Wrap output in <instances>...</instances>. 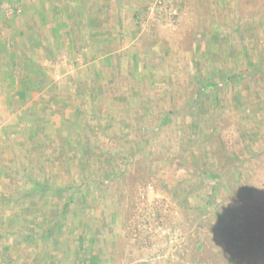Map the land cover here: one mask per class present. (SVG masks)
Instances as JSON below:
<instances>
[{
	"label": "rangeland",
	"instance_id": "rangeland-1",
	"mask_svg": "<svg viewBox=\"0 0 264 264\" xmlns=\"http://www.w3.org/2000/svg\"><path fill=\"white\" fill-rule=\"evenodd\" d=\"M0 45V264H264V0H0Z\"/></svg>",
	"mask_w": 264,
	"mask_h": 264
},
{
	"label": "crops",
	"instance_id": "crops-1",
	"mask_svg": "<svg viewBox=\"0 0 264 264\" xmlns=\"http://www.w3.org/2000/svg\"><path fill=\"white\" fill-rule=\"evenodd\" d=\"M68 1H70V0H68ZM63 2V1H62ZM70 4H71V2H70ZM57 7V4H55L54 5V8L55 9H57L56 8ZM69 7H70V5H69ZM42 10V9H41ZM47 12H46V10L44 11V13H43V15L44 16H48V14H46ZM75 13L74 12H70V14H68V15H70L72 18L74 17L73 15H74ZM39 15H41L40 13H39ZM69 16V18H71ZM49 17V16H48ZM50 18H52V20L53 21H55V22H57V21H59V22H61V20L60 19H55L54 18V15L53 16H50ZM37 20H39V21H44V19L43 18H41V16H39V18H37ZM57 20V21H56ZM66 22H67V20H66ZM68 29V28H67ZM12 59H14V61L12 60ZM11 60H9L10 62H9V66H10V70H8V73H7V77H8V75H9V85L11 86V83L13 84V79H12V77H13V71H12V68H11V65H12V63L13 62H17V59L16 58H12ZM19 64H22V63H19ZM22 66H23V68H24V64H22ZM37 72H39V71H37ZM43 74H38V77L37 78H35V81H39V79L41 78L40 76H42ZM44 77H46V74L44 73V75L42 76V79L44 78ZM50 81H44L43 80V82H42V87H38L39 89H40V91H39V93L37 92H35V93H33L34 95L33 96H40L41 94L43 95L44 94V92H50L51 90L52 91H54V89H56L57 87L59 88V86L58 85H60V83L57 85L56 84V82H55V84H54V82H51V83H49ZM15 83H16V81H15ZM56 85H57V87H56ZM16 87V88H15ZM15 87H14V89H12V91H10V92H8L7 90V88H5V95H6V97H8V99L6 100V102L8 101L9 103H14V101L16 102H18V103H22V102H26V99L25 98H27V96H28V94H29V92L28 91H30V90H28V88L25 86V84L23 83V80H20V82L18 83V84H16L15 85ZM56 87V88H55ZM80 87V86H79ZM12 88V87H11ZM71 88V92L72 93H75V94H77V95H79V93H78V86H71L70 87ZM7 91V92H6ZM61 92V91H60ZM65 97H67L66 95H65ZM94 97H95V94H92V96H91V98H89V97H87L86 98V100L87 101H89L90 99L91 100H94ZM56 98H60V96L59 97H56ZM69 103H70V101H68V98H64V100L62 99V101L60 102V105L59 106H61L62 107V110H63V113L61 112L60 113V117L62 116V115H64V116H66V109H64V108H67V106H69ZM44 104H46V105H44L43 106V108H44V111L45 112H47L48 113V115H49V113H51L52 112V110H54L55 108H56V106H55V108H54V106H51V107H49L48 108V103H46V101L44 102ZM73 114H72V116H73V118H75V119H81V117H84V115L82 114V112H81V110L78 108V107H73ZM81 112V113H80ZM18 113V115H19V112H17ZM93 119H98L97 117H99V114L97 113V110H93ZM43 118H44V121H45V124H44V126H37L36 124H34V126H33V128H31L29 131H28V138H27V142H30V143H34V146H36V145H42V146H39L38 148L40 149H45L46 148V144H48L52 139H50V138H48V136H51L52 134H55L56 133V135H59V138L57 139V141H59V143H60V147L61 148H65L66 150H68V144H69V141L67 140V138H66V134L67 133H63V131L60 129H57V128H55V129H53V131L54 132H51V131H49L50 129L49 128H47L48 126H47V123L49 124L50 122L49 121H47L48 120V118L46 117V115H43L42 116ZM60 120H61V118H60ZM59 120V121H60ZM62 121V120H61ZM61 121H60V126H61ZM79 125H77L75 128L77 129V127H78ZM132 126H134L135 127V124H132ZM31 127V126H30ZM137 127V126H136ZM142 128H143V126H141ZM132 128V127H131ZM78 129H81V128H78ZM140 129V128H139ZM18 130L19 131H24L25 132V130L23 129V128H18ZM86 131H88V132H92V134H97V132H96V128H94L93 126H86ZM82 132V131H81ZM80 131L78 132L77 130H75V131H73V133H75L76 135H77V133H81ZM72 133V132H71ZM65 135V136H64ZM13 246H11L10 248H8V246L6 245V246H4L3 247V249H6V250H10L11 248H12ZM19 248V247H18ZM15 252H16V250H15ZM15 252L13 251L12 252V249H11V255H9L10 257L8 258L9 259V261H10V264H28V260L27 259H25V258H23V257H21V256H19L20 255V253L19 252H17L18 254L17 255H15ZM33 254V253H32ZM30 256V254L28 255V257ZM50 259V258H49ZM36 262H34L33 264H40L39 262H38V260H35ZM41 261V260H40ZM41 264H43V263H41ZM47 264V263H46Z\"/></svg>",
	"mask_w": 264,
	"mask_h": 264
},
{
	"label": "trees",
	"instance_id": "trees-1",
	"mask_svg": "<svg viewBox=\"0 0 264 264\" xmlns=\"http://www.w3.org/2000/svg\"><path fill=\"white\" fill-rule=\"evenodd\" d=\"M0 46H3V45H0ZM1 49H4V48L2 47ZM26 100H28V99L26 98ZM51 113H49V114H51ZM35 124L38 125L37 123H35ZM37 146H42V145H37ZM41 185H40V187H41ZM33 191H35V189H34V187L33 188L31 187L29 189V192H33ZM23 192H26V191L23 190ZM29 192H28V195L24 194V196H26V197L27 196H30L31 194H29ZM88 241H90V240L89 239H85V242L83 241L84 244H82L80 246V248L77 250V252L75 253V256L76 257H74L73 259H71V262H73V263H80V264H100V255H99V252L98 251H97V253L94 252V250H93L94 244H90V248H88V244H87ZM54 244H55V247H54L55 252L54 253L57 256V254H58V248H57V245H56V241L54 242ZM58 259L61 260L60 256L58 257Z\"/></svg>",
	"mask_w": 264,
	"mask_h": 264
}]
</instances>
